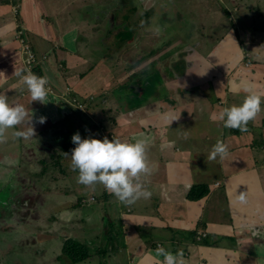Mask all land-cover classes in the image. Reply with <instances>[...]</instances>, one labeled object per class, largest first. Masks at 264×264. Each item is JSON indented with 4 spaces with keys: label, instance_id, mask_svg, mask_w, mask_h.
Returning <instances> with one entry per match:
<instances>
[{
    "label": "crops",
    "instance_id": "crops-1",
    "mask_svg": "<svg viewBox=\"0 0 264 264\" xmlns=\"http://www.w3.org/2000/svg\"><path fill=\"white\" fill-rule=\"evenodd\" d=\"M19 27L55 91L46 103L31 102L14 75L25 69ZM246 89L264 93V0H0V93L32 113L35 129L27 140L9 130L0 173L19 180L36 167L49 175L41 191L31 188L34 173L25 180L26 196L39 198L32 205L44 198L50 208V232L38 229L29 256L43 264H158L159 244L182 250L186 264H264V239L252 235L264 230V110L243 133L218 119ZM68 90L85 112L62 98ZM77 132L129 142L153 136L151 198L125 206L102 185L79 184L70 167ZM218 139L229 155L208 161ZM194 186L207 194L190 199ZM68 242L85 259L66 257Z\"/></svg>",
    "mask_w": 264,
    "mask_h": 264
},
{
    "label": "clouds",
    "instance_id": "clouds-1",
    "mask_svg": "<svg viewBox=\"0 0 264 264\" xmlns=\"http://www.w3.org/2000/svg\"><path fill=\"white\" fill-rule=\"evenodd\" d=\"M19 83L31 98V102L46 103L51 89L47 87V76H38L31 69L15 71ZM247 94L239 105L226 106L219 113L218 119L228 129L247 132L248 124L254 121L258 114L264 110V93L251 92ZM214 120L217 117H212ZM25 121L28 127L25 130H15ZM174 121V120H173ZM39 123L46 122L45 117H40ZM13 139H30L35 136L30 114L23 104H10L8 96L0 93V144L8 140V132ZM72 143L76 146L71 150L70 167L78 172L77 182L86 187L102 185L104 189L114 196L121 204L131 206L139 200L150 199L152 192L146 187L147 178L156 170L148 158V150L154 137L141 132L131 138V142L122 141L114 136L112 140L105 137L103 140L87 138L82 139L79 132L72 136ZM68 155L67 153H65ZM229 155L228 145L218 139L207 156L208 161L223 160ZM254 237L264 239V230L253 231ZM156 257H162L158 264H186L184 252L177 249L175 253L167 250L162 245L155 249Z\"/></svg>",
    "mask_w": 264,
    "mask_h": 264
},
{
    "label": "rangeland",
    "instance_id": "rangeland-1",
    "mask_svg": "<svg viewBox=\"0 0 264 264\" xmlns=\"http://www.w3.org/2000/svg\"><path fill=\"white\" fill-rule=\"evenodd\" d=\"M222 1H228V0H222ZM124 12H125L124 8H121V11L120 9L118 10L119 15H122ZM126 16H128V11L126 13ZM130 32L128 31L126 32L127 37H131L133 35ZM85 107H84V112L86 111ZM0 169H1V165H0ZM26 169L28 168H24L23 170L20 171L19 174L20 176L18 175L19 180H12L13 177L17 174V172L9 171V170L7 171V169L5 168L4 172L5 173L7 172L8 174L11 175L9 177L8 176L5 177L2 175L3 174L2 172L0 173V189H1L0 190V194H1L0 195V260H1L0 264L2 263L27 264L30 258L32 263H37L38 261H41L42 262L41 264H43V260L41 258L36 259V255H31V257L29 256L30 255L29 248L33 245L32 242L35 237V234L37 237L38 235H40L39 230L42 231L41 234H44L45 229H47L46 222L50 208L49 207H46L45 209L42 208V205L44 204V203L42 204L43 202L42 199L44 198H41L40 200L41 202H40L37 201L39 199L38 197L26 196L28 192L27 190L29 189V185L27 186L26 189L25 187L27 185V181L25 180L30 178L29 176H32V174L37 171V168L36 167L29 168L30 173L26 172ZM50 169L51 166H49L48 171H50ZM34 175L37 176L38 178L37 181L40 182L39 183L37 182L38 184L37 183L35 184L34 182L35 179L37 178L32 176L34 177V182H32L31 188L41 191L45 186H47V183L45 182V178H48L49 175L45 176L35 173ZM18 176H16L15 179H17ZM71 179L73 178L71 177ZM56 183L57 182H55L54 184ZM47 194H49V192ZM35 198H38L36 200L37 203L32 205L33 200ZM19 200H20L19 204H22L21 205L22 207H18L16 205L17 201ZM35 205L37 207H35ZM47 231L50 232L48 229ZM26 240L27 241L29 240V242L26 243L25 242ZM32 250H34V248ZM7 254H9L11 258H14L13 259L14 262L13 261L9 262L8 260H6L7 258H9ZM19 255L21 256L18 257Z\"/></svg>",
    "mask_w": 264,
    "mask_h": 264
},
{
    "label": "built area",
    "instance_id": "built-area-1",
    "mask_svg": "<svg viewBox=\"0 0 264 264\" xmlns=\"http://www.w3.org/2000/svg\"><path fill=\"white\" fill-rule=\"evenodd\" d=\"M17 40H19L20 44H21V51L22 53L25 55L24 57V66L25 69H31V71L33 73H35L36 75L40 76V74L37 72V64H38V59H37V55L35 54V52L33 51V49L31 48V46L24 40L23 38V30L19 28H17ZM248 65H250V63L248 62ZM47 87H49L51 89V91L49 92L50 95L55 94L54 89L48 84ZM69 95V90L67 92L66 95H63L62 98L68 102V104L72 105L75 107V109H77L80 112H84V107L85 105H82L76 98H68ZM114 136H110V139L113 138ZM94 199V198H92ZM125 264H133L132 262L128 261Z\"/></svg>",
    "mask_w": 264,
    "mask_h": 264
},
{
    "label": "trees",
    "instance_id": "trees-1",
    "mask_svg": "<svg viewBox=\"0 0 264 264\" xmlns=\"http://www.w3.org/2000/svg\"><path fill=\"white\" fill-rule=\"evenodd\" d=\"M65 150L67 151L68 148L65 146ZM64 150V151H65ZM207 189L202 186H194L190 192L189 198L190 199H200L207 194ZM64 253L66 257H69L73 262H79L82 259H85L84 251L80 248L79 245L73 244L68 242L64 246Z\"/></svg>",
    "mask_w": 264,
    "mask_h": 264
}]
</instances>
